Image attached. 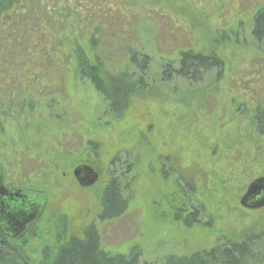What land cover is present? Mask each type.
I'll use <instances>...</instances> for the list:
<instances>
[{
    "label": "rangeland",
    "instance_id": "obj_1",
    "mask_svg": "<svg viewBox=\"0 0 264 264\" xmlns=\"http://www.w3.org/2000/svg\"><path fill=\"white\" fill-rule=\"evenodd\" d=\"M161 2L162 15L147 1L136 7V37L150 66L123 119L109 113L90 83L74 81L67 46L51 51V40L63 35L49 28L29 32L25 63L0 75L1 83L26 85L35 96L31 108L0 112V159L9 180L31 176L23 186L45 198L40 237L29 240L37 259L59 230L77 236L89 224L109 253L138 247L141 261L152 264L264 229V207L241 205L249 185L264 177V136L252 125V107L264 95V40L253 37V17L264 0ZM107 10L108 18L126 11L113 4ZM41 37L47 41L38 45ZM188 49L214 52L222 64L201 69L193 80L164 81L166 66L178 70L179 52ZM37 84L64 92L39 97ZM81 163L100 173L90 188L74 177ZM114 177L121 178L130 208L100 221L101 190ZM188 212L198 215L196 223L184 220Z\"/></svg>",
    "mask_w": 264,
    "mask_h": 264
},
{
    "label": "trees",
    "instance_id": "obj_2",
    "mask_svg": "<svg viewBox=\"0 0 264 264\" xmlns=\"http://www.w3.org/2000/svg\"><path fill=\"white\" fill-rule=\"evenodd\" d=\"M47 1L0 0V75L3 70L6 73V69L12 74L25 63L29 32L38 33L49 28L63 35L62 39L56 37L54 41L51 40V51L62 45L67 46L69 51L65 62L75 70L74 81L90 83L103 98L109 113L117 120L125 118L132 99L145 88L144 77L150 66V59L145 54L146 47L136 37L137 27L133 23L136 7L142 1H147L154 8L160 7L156 13L162 15L167 9L162 0ZM52 1L54 8L49 12ZM59 1L62 2L60 6L57 4ZM112 4L116 9L120 7L126 11L116 12L112 18L105 17L103 9L107 10ZM175 9L173 15L176 14ZM169 19L176 27L172 18ZM253 37L257 41L264 40V7L254 14ZM43 41H47V38L41 37L38 45ZM201 51L188 49L179 52L180 68L175 70L173 64L169 63L163 80L169 82L172 76L193 80L201 69L207 71L210 66L222 64L214 52ZM63 92L64 89L41 88L37 84L35 95L50 97ZM30 93L26 85L0 81V112L31 108L35 96ZM259 97L252 107V125L259 136H264V95L260 94ZM99 205L100 221H113L127 213L130 203L121 178L114 177L103 186ZM187 217L189 219L184 220L189 225L198 221L196 214ZM39 220L16 240L0 237V264H152L141 261L142 250L138 247L132 248L127 255L106 251L94 224L85 226L77 236H68L67 229L59 230L53 244L44 245L37 259L31 255L29 240L40 237ZM35 253L39 254V251ZM160 264H264V229L239 239L226 240L207 250L182 256L169 255Z\"/></svg>",
    "mask_w": 264,
    "mask_h": 264
},
{
    "label": "water",
    "instance_id": "obj_3",
    "mask_svg": "<svg viewBox=\"0 0 264 264\" xmlns=\"http://www.w3.org/2000/svg\"><path fill=\"white\" fill-rule=\"evenodd\" d=\"M74 177L78 181L79 185L82 188H90L98 183L100 179V174L93 166L83 163L77 165L74 170ZM18 199L21 203V211L16 215L12 214V206H5L4 211L6 214L4 219L0 221V225L3 226L4 231H9L11 235L17 236L22 233L27 224L33 222L40 215L41 211L45 206V198L40 194H31V193H18ZM241 205L247 209L257 210L264 207V177L258 178L253 181L247 190V193L241 199ZM2 208L0 207V210ZM21 215V223L18 222L17 227L19 226V231L11 232L12 227L14 226L15 216Z\"/></svg>",
    "mask_w": 264,
    "mask_h": 264
},
{
    "label": "flooded vegetation",
    "instance_id": "obj_4",
    "mask_svg": "<svg viewBox=\"0 0 264 264\" xmlns=\"http://www.w3.org/2000/svg\"><path fill=\"white\" fill-rule=\"evenodd\" d=\"M83 164V163H81ZM79 165V164H78ZM77 166V165H76ZM7 168L4 166V164L2 163L1 159H0V207L2 208L0 210V221L4 219V216L6 214V211H4L6 204L12 206V214L16 215L19 211H21V201L18 199L19 194L18 193H31V194H40L38 192H34L32 188H25L23 185L26 182L27 179H30L31 176H27V179L22 182L21 178L19 177V180L15 179V180H9L8 175H7ZM41 196H43L42 194H40ZM44 197V196H43ZM45 207V206H44ZM41 211L40 215L37 217L36 220H34L33 222L27 224L25 230L18 234L17 236H12L11 233L9 231H4L2 229L3 226L0 225V237H6L12 240H16L18 238H20L23 234H25V232L27 231V229L34 223H36L41 215L42 212ZM14 221V226L12 227V231L13 234H15L14 232L19 231V226L18 222L21 223V215H18L17 217L15 216Z\"/></svg>",
    "mask_w": 264,
    "mask_h": 264
}]
</instances>
